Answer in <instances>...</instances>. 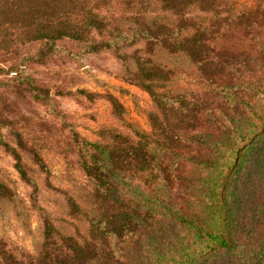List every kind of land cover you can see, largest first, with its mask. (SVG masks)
<instances>
[{
	"label": "trees",
	"instance_id": "trees-1",
	"mask_svg": "<svg viewBox=\"0 0 264 264\" xmlns=\"http://www.w3.org/2000/svg\"><path fill=\"white\" fill-rule=\"evenodd\" d=\"M234 6L0 0V87L11 98L55 112L49 88L24 70L52 61L67 41L78 54L109 51L117 77L152 105L148 130L139 131L105 96L119 127L99 128L96 141L72 138L91 189L86 204L66 196L65 207L84 231L67 234L42 215L36 250L23 255L0 238V264H264V230L241 240L233 224L248 198L264 196V0ZM29 43L34 49L21 52ZM5 127L12 142L1 145L33 193L23 153L40 171L45 164L19 130ZM11 199L0 182V203ZM262 204L250 205L251 217L261 220Z\"/></svg>",
	"mask_w": 264,
	"mask_h": 264
},
{
	"label": "rangeland",
	"instance_id": "rangeland-1",
	"mask_svg": "<svg viewBox=\"0 0 264 264\" xmlns=\"http://www.w3.org/2000/svg\"><path fill=\"white\" fill-rule=\"evenodd\" d=\"M230 1L234 7H252L254 3V0ZM35 45L26 44L21 52L32 51ZM77 51L74 45L64 41L52 61L24 70L49 88L55 112L51 113L48 107L35 102L13 99L0 87V117L3 119L0 124L19 130L27 145L45 164V171H40L23 153L22 160L29 167L35 184L32 193L31 187L18 177L13 160L0 142V182L12 192L10 201L0 203V238L23 255L36 250L42 215L67 234L76 236L84 231L85 222L70 218L65 207L66 196H71L80 205L86 204L91 189V182L78 167L72 138L75 133L78 138L96 141L99 128L119 127L109 114L105 96L112 95L119 101L124 109V119L132 127L148 130L146 113L152 109L150 99L143 90L117 77L119 61L109 51L95 54H78ZM3 57L5 55L0 53V59ZM4 64L6 61L0 62V65ZM177 81L178 85H183V79L177 78ZM5 126H0V139L11 143ZM120 129L130 133L129 129ZM257 188L258 193L263 191L260 184ZM256 197L248 198L243 211L235 216L233 224L237 227L232 230L236 235L241 231V240L252 239L255 232L264 230V216L261 220L251 217L250 205L258 209L263 205L264 196L254 202Z\"/></svg>",
	"mask_w": 264,
	"mask_h": 264
}]
</instances>
